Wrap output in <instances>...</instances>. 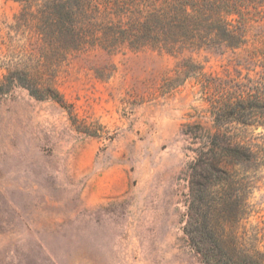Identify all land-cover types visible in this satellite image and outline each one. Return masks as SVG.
Returning <instances> with one entry per match:
<instances>
[{
  "label": "rangeland",
  "instance_id": "374dc122",
  "mask_svg": "<svg viewBox=\"0 0 264 264\" xmlns=\"http://www.w3.org/2000/svg\"><path fill=\"white\" fill-rule=\"evenodd\" d=\"M84 2L0 0V264H207L197 211L264 254V0L162 44Z\"/></svg>",
  "mask_w": 264,
  "mask_h": 264
},
{
  "label": "trees",
  "instance_id": "16d2710c",
  "mask_svg": "<svg viewBox=\"0 0 264 264\" xmlns=\"http://www.w3.org/2000/svg\"><path fill=\"white\" fill-rule=\"evenodd\" d=\"M144 1V3H139V0H85L87 6L84 11L90 18L89 21L83 25L85 27H83L84 31L82 34H84V32L86 34L91 33V29L93 30L92 26H96L98 24V29H103L104 26H106L104 32L109 35L108 38H110L112 42L116 40L119 42L129 40L130 42L136 44H140L143 41L148 43L149 41L159 42L158 36H150L154 31V27H158L160 35H163L160 40L162 41L163 39L171 38L169 33L174 35L175 33L186 29V31L189 32L188 25L191 24V20L199 19L200 21H205L210 15V12L213 14V17L219 21H224L225 13L226 16L227 14L232 15L235 13L241 16L244 11V5L252 3L254 5L259 3L260 0ZM141 4H144L145 6L140 8ZM217 7L218 9H216ZM133 14H139L146 17L143 21L138 20L137 22H130V19H128V22L124 21L125 17L128 18L129 15L132 16ZM108 15H118L121 21H118L115 24L108 23V20L105 21L104 19L102 21L101 17L106 16L107 18ZM93 16L97 17L94 21H92L94 19ZM131 16H129V18ZM91 21L93 23H90ZM79 36L83 39L81 34ZM162 43L163 41L161 44ZM28 88L33 94H36L35 90H33L30 86H28ZM2 91H5L4 88L0 89V92ZM213 169L217 171L215 166H213ZM192 193L193 199L191 200V207L195 200L201 202L202 206L210 205L208 204L209 202L206 201L205 193L201 192L200 194H196L194 191ZM202 210H204V208H202ZM195 213L198 215V218L191 216V218L193 217V222L188 223L189 226L186 228V233L189 235L191 242L195 246L196 250L201 253L207 264H264L263 253H256L257 255L243 254L244 256H228L227 252L224 250L225 246L221 243L223 239L219 236V234L216 233L215 235L207 223L205 224V222L201 221V217L206 218L207 215L201 213L200 211Z\"/></svg>",
  "mask_w": 264,
  "mask_h": 264
}]
</instances>
